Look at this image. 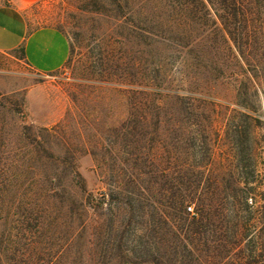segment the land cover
Returning <instances> with one entry per match:
<instances>
[{"label": "rangeland", "instance_id": "obj_1", "mask_svg": "<svg viewBox=\"0 0 264 264\" xmlns=\"http://www.w3.org/2000/svg\"><path fill=\"white\" fill-rule=\"evenodd\" d=\"M168 3L171 0H39L20 6L29 32L53 27L69 41L68 59L53 72L31 68L21 49L0 51V168H11L14 174L8 179L0 231L10 229V219L29 214L19 201L32 197L33 213L44 219L43 229L35 234L38 243L30 248L35 264H45L43 247L58 254L57 264H144L149 256L157 264L239 262L236 254L227 255L223 245L216 246L220 240L207 241L210 232L193 239L169 203L114 193L106 183L112 170L123 166L104 152L125 147L116 142L115 127L130 117L132 89L168 84L181 97L161 94L153 100L160 102L161 112L153 111L164 122L161 140H142L138 147L172 153L168 179L187 196V212L196 210L200 196L221 203L227 230L237 222L241 230L256 223L259 238L249 241L245 253L258 247L264 264V0H252V28L259 37L240 57L214 6L191 11ZM147 26L163 36L198 40L182 48L148 36ZM159 61L162 66L156 69ZM251 61L257 62L256 69ZM36 86L37 99L29 107L27 92ZM60 124L57 131L67 143L53 138L45 152L53 163L33 165L34 137L42 128ZM68 150L73 151L78 184L68 171ZM147 179L142 175L139 182ZM33 181L42 187L28 190ZM156 182L155 198L163 202L158 190L168 181L157 177ZM236 184L241 191L251 190L244 201L251 206L255 200L253 208L235 201L236 194H244ZM251 208L261 211L257 218ZM6 211L13 217L5 216Z\"/></svg>", "mask_w": 264, "mask_h": 264}, {"label": "trees", "instance_id": "obj_2", "mask_svg": "<svg viewBox=\"0 0 264 264\" xmlns=\"http://www.w3.org/2000/svg\"><path fill=\"white\" fill-rule=\"evenodd\" d=\"M167 2H169V0H167ZM171 2L172 3H168L170 6L171 4L172 6L177 4L185 9H190L191 11L201 8H206L207 10V4L214 6L217 11L216 16L219 18L223 30L227 33L228 38L233 43L236 50L239 51V57L240 52L245 55L248 54V50L252 47L256 38L259 37L252 28L255 27L253 24L255 16H253L254 8L251 6L252 0H171ZM168 16L171 21L173 16L170 14ZM155 29L154 26H147L145 28V33L152 38L162 41H171L174 45L182 48H190L198 40L195 36L191 40L189 38L181 40L174 36H163L165 33L159 32ZM234 56L239 58L236 55ZM158 63L159 64L156 63L154 65L156 69H159L161 65L160 61ZM250 63L255 69L258 67L256 61H251ZM165 74L167 75V73ZM204 81H206V79ZM146 88L148 90L144 88L141 90L132 89L133 99L135 101L133 103L134 105L130 117L115 127L117 131L115 134V140L118 144H124L125 147L122 146L123 148L114 150L105 149V155H107V157L110 156V158L113 159V163L117 160L123 163V166L117 169V171L112 170V173L107 176V185H109L111 191L114 193L127 194L130 197L132 196V198L140 196L147 201L152 200L155 204L167 205L169 203L173 209V215L186 225L188 231L194 236L193 239H200V237L208 231L211 233V237L207 238V241L217 242L220 240L217 242L216 246L219 247L220 245H223L227 250V255L232 253L236 254L240 259L237 264H263L262 260L258 259V253L256 252L258 247H256L254 251H251L250 254L245 253V250L250 245L249 241L253 238H259L258 233L261 228L258 229L256 223L252 224L249 230L247 227L241 230V226L239 225V222H237V224L232 225L231 229L229 228L227 230L226 224H223L224 207L220 205L221 203L216 202L215 200L212 202L211 200H207L200 196L197 198L196 210L193 211L192 214L191 212H187L185 210L187 196L182 194L179 187H177L173 181H169L168 179L170 178V173L174 166V162H172V153L167 150L161 154V151L156 152V149L154 148L144 150L141 149L140 146L138 147V144L142 140L146 142L152 141L154 143L158 141L160 142L161 140L163 133L161 124L163 126L164 122L160 114L153 111L154 108H158L161 112L160 102H155L153 100L159 98L161 94H164V96H172L177 99L181 97L179 95V90L173 88L172 84L155 87L146 86ZM163 91H165V93H162ZM185 96L191 99L193 98L191 94H186ZM60 126L61 124L50 128L44 127L38 131V135L34 137L32 142L33 149L31 151V159L33 165L40 164L45 166L49 162L53 163V160H51L53 159V156L49 153L48 155L45 153L46 148L51 145V140L53 138H60L64 145L67 143V138L63 136L61 132L57 131V128ZM89 152L96 155L95 151L89 150ZM67 153L68 157H66V161L68 159L71 160V162H69L70 168L68 171L72 174V180L75 181L79 175L73 164V151L68 150ZM139 166H141V169H139ZM13 175V170L11 168H0V220H4L3 216H1L4 207L7 205L4 198L6 191L11 185V183H8V179H11ZM142 175L151 179H147L141 184L139 178ZM157 177L158 179L166 178L169 182H166L167 184H162V190H158V192L160 191L159 197L163 196V202L162 200L155 198L154 183L157 184ZM76 181L75 183L78 184V181ZM158 184L161 183L158 182ZM235 186L238 191L244 190L240 184H236ZM41 187L42 186L36 185V182L33 181L28 190L40 189ZM15 188L18 189V186ZM51 189L53 190V188ZM45 191L44 188V193ZM250 191L251 190L247 189V191H241L244 192V194L240 193V195L236 194L234 196L235 198L237 197L235 201L239 203V206L243 203L246 204L248 208L251 206L253 208L255 206V200L251 206H248L244 201L247 200V193ZM190 199L193 201L196 200L194 196ZM19 203V207L23 211H27L29 214L21 213L17 218H14L13 220L10 219V229L8 231L3 232L1 229L0 264H11L12 261L20 264H35V261H33L31 256L32 251L30 248L33 249L34 245L38 243L35 234L41 232L44 227L43 215L38 212H36V214L33 213L34 206L32 205L35 201L32 197L29 196L25 200L21 199ZM188 207H190V205ZM212 207L222 209V211L219 213H212L210 210ZM252 208L249 211L252 212L254 218H257L258 216L256 215L261 211L258 212V209H255L256 213H254ZM5 214V216H8L9 218V211H6ZM11 217H13V215L10 216V218ZM238 217L242 218L245 216H240V214H238ZM256 221H258V219H254V222ZM247 235H249V240L244 239ZM244 245L245 247H243ZM42 253L45 256L42 258L45 264L58 263V254L53 255L51 252H47L45 247H43ZM46 257L47 261L45 262ZM18 258L19 260H17ZM143 263L157 264L155 258L151 256L144 258Z\"/></svg>", "mask_w": 264, "mask_h": 264}, {"label": "crops", "instance_id": "obj_3", "mask_svg": "<svg viewBox=\"0 0 264 264\" xmlns=\"http://www.w3.org/2000/svg\"><path fill=\"white\" fill-rule=\"evenodd\" d=\"M36 1L39 0H0V51L21 49L24 60L31 68L38 72H53L68 59L69 41L62 31L53 27L27 30L20 16V6ZM39 87L27 92L29 107L37 99L35 93ZM34 121L49 124L47 121Z\"/></svg>", "mask_w": 264, "mask_h": 264}, {"label": "built area", "instance_id": "obj_4", "mask_svg": "<svg viewBox=\"0 0 264 264\" xmlns=\"http://www.w3.org/2000/svg\"><path fill=\"white\" fill-rule=\"evenodd\" d=\"M188 209H191V207H188Z\"/></svg>", "mask_w": 264, "mask_h": 264}]
</instances>
